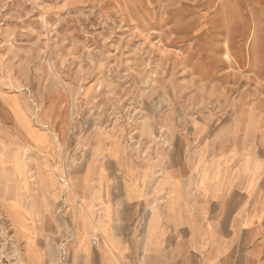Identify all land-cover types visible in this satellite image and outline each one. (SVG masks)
Masks as SVG:
<instances>
[{"label": "rangeland", "instance_id": "obj_1", "mask_svg": "<svg viewBox=\"0 0 264 264\" xmlns=\"http://www.w3.org/2000/svg\"><path fill=\"white\" fill-rule=\"evenodd\" d=\"M263 131L264 0H0V264L74 262L81 150L151 163Z\"/></svg>", "mask_w": 264, "mask_h": 264}, {"label": "crops", "instance_id": "obj_2", "mask_svg": "<svg viewBox=\"0 0 264 264\" xmlns=\"http://www.w3.org/2000/svg\"><path fill=\"white\" fill-rule=\"evenodd\" d=\"M227 137H194L191 151L175 137L181 149L151 163H126L111 142L81 150L86 162L65 176L94 218L84 228L75 212L83 243L77 231L72 264H264V131ZM60 174L42 184L70 204Z\"/></svg>", "mask_w": 264, "mask_h": 264}, {"label": "bare ground", "instance_id": "obj_3", "mask_svg": "<svg viewBox=\"0 0 264 264\" xmlns=\"http://www.w3.org/2000/svg\"><path fill=\"white\" fill-rule=\"evenodd\" d=\"M80 199V198H79Z\"/></svg>", "mask_w": 264, "mask_h": 264}]
</instances>
